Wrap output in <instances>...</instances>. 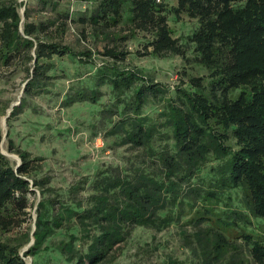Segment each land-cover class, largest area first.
I'll return each instance as SVG.
<instances>
[{
	"label": "trees",
	"instance_id": "1",
	"mask_svg": "<svg viewBox=\"0 0 264 264\" xmlns=\"http://www.w3.org/2000/svg\"><path fill=\"white\" fill-rule=\"evenodd\" d=\"M170 16L197 25L175 36ZM89 36L104 42L101 64ZM136 39L135 55L177 56L199 73L155 80L126 61ZM64 60L91 68L61 98L91 107L75 130L102 131L123 154L57 189L10 126L31 97L46 98ZM0 66L26 73L10 114L0 97L6 149L19 158L2 153L0 127V264H26L24 246L31 264H105L138 228L151 233L148 264H264V0H0ZM35 190L34 228L3 237Z\"/></svg>",
	"mask_w": 264,
	"mask_h": 264
},
{
	"label": "rangeland",
	"instance_id": "2",
	"mask_svg": "<svg viewBox=\"0 0 264 264\" xmlns=\"http://www.w3.org/2000/svg\"><path fill=\"white\" fill-rule=\"evenodd\" d=\"M71 7L79 9L83 7V3L74 1ZM169 25L175 36H184L194 29L197 23L186 18L175 21L170 16ZM77 36L78 32L73 30L67 40L77 45ZM102 43L104 42L100 37L89 36L83 44L84 47L91 49L92 58L97 65L107 60L106 56L100 54L103 51ZM139 45L138 39L130 40L126 44V50L129 52L126 59L129 62L128 65L141 68L159 82L178 84L180 72L183 69L194 74L199 73L197 67L190 69L189 66L192 64L177 56L169 55L158 59L135 55L134 51ZM89 67L90 65L79 66L69 60H64L58 64L55 78L52 85L49 86V94L46 95V98L42 100L40 97H31L29 105L33 108L30 109V113L25 111L19 115L17 120L11 121L10 136L14 139L15 144L28 150L31 157L41 158V161H37L40 165L37 175L51 177L50 185L57 189H66L74 180L82 175L92 173L100 164L119 162L120 155L123 154L119 152V149L106 148L107 144L102 137V131L98 134L100 138L91 137L90 139V133L85 129L86 124H84V127L79 126V131L75 130L76 121L84 122L88 120L91 113L90 106L79 110L81 108H76L77 104L74 107H63L60 104L67 87L71 83L78 82L77 76H87L88 71L91 70ZM76 72L80 73L75 74ZM25 79L26 73L24 70L18 68L15 71L14 68H9V66H0V97L8 99L10 102V108L6 110L8 114H10L12 107L19 103ZM0 127L4 135L1 150L6 153V156L13 163H19L18 156L6 149V115L0 117ZM65 129H69L70 132H66ZM110 141L111 139H108V143ZM39 197L37 190H35V194H28L27 214L21 216L23 222H16L9 232L4 233L3 237L19 236L21 233L34 228V205ZM150 236L151 233L148 230L140 228L134 230L128 241L120 244L113 253L112 260L110 259L105 264H148L154 261L153 249L147 250L145 246H142L145 241H150ZM57 239L59 237L54 238V241H57ZM24 247L20 248V255L24 258L26 264H31V258L23 256Z\"/></svg>",
	"mask_w": 264,
	"mask_h": 264
},
{
	"label": "water",
	"instance_id": "3",
	"mask_svg": "<svg viewBox=\"0 0 264 264\" xmlns=\"http://www.w3.org/2000/svg\"><path fill=\"white\" fill-rule=\"evenodd\" d=\"M1 151H2V150H1ZM2 153L6 155V153H5V152H3V151H2ZM26 248H27V247H26ZM26 248H25V249H26Z\"/></svg>",
	"mask_w": 264,
	"mask_h": 264
}]
</instances>
